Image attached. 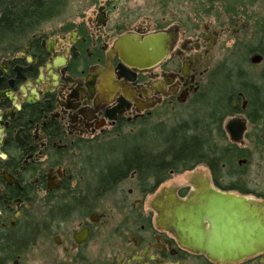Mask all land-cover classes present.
<instances>
[{
	"label": "flooded vegetation",
	"instance_id": "obj_1",
	"mask_svg": "<svg viewBox=\"0 0 264 264\" xmlns=\"http://www.w3.org/2000/svg\"><path fill=\"white\" fill-rule=\"evenodd\" d=\"M41 3L39 21V1L0 0V21L26 13L0 22V264H264V0ZM158 34L156 65L117 50ZM207 117L208 165L131 164ZM220 196L261 239L237 261L177 234L183 209Z\"/></svg>",
	"mask_w": 264,
	"mask_h": 264
},
{
	"label": "water",
	"instance_id": "obj_2",
	"mask_svg": "<svg viewBox=\"0 0 264 264\" xmlns=\"http://www.w3.org/2000/svg\"><path fill=\"white\" fill-rule=\"evenodd\" d=\"M163 42L159 34L126 35L119 40L117 50L129 64L148 67L158 64L166 55L167 47ZM228 129L234 141L240 140V124L230 123ZM220 199L212 201L204 197L197 207L183 209L176 217L177 234L190 250L212 260L237 261L255 252L261 239L257 236L256 223H252V227L245 226L240 211L231 207L235 202L229 196H220Z\"/></svg>",
	"mask_w": 264,
	"mask_h": 264
},
{
	"label": "trees",
	"instance_id": "obj_3",
	"mask_svg": "<svg viewBox=\"0 0 264 264\" xmlns=\"http://www.w3.org/2000/svg\"><path fill=\"white\" fill-rule=\"evenodd\" d=\"M39 1V12L38 16L41 18L43 15H47V12L41 11L43 0ZM12 14V15H11ZM10 15H4L2 22L10 21V25L14 24V22H19L25 20L26 13L23 11H17L11 13ZM51 14V13H49ZM24 18V19H23ZM32 17L31 20H33ZM11 28V27H10ZM208 117L203 121H199L198 123H194L192 127H184L182 137H177L179 133L173 131L168 137L163 136V149L160 150L164 153L159 155H153L149 158H146L143 154L136 155L131 160V164L138 167L149 166L152 170L153 175L157 174L158 170L165 169L166 172L173 166H177V164L182 166V170H190L198 165H208L210 162V152H209V139H208ZM168 133V132H167ZM164 132V134H167ZM170 133V132H169Z\"/></svg>",
	"mask_w": 264,
	"mask_h": 264
},
{
	"label": "rangeland",
	"instance_id": "obj_4",
	"mask_svg": "<svg viewBox=\"0 0 264 264\" xmlns=\"http://www.w3.org/2000/svg\"><path fill=\"white\" fill-rule=\"evenodd\" d=\"M38 20H39V21H42V20H44V17H41V18H39ZM221 81L224 82L223 78L221 79ZM190 113H191V110H187V111H185L184 114L182 115V119H183L184 121H188V122H190V121H193L194 119H197V118H200V117H201V113H200L199 116H198V114L196 115V114H194V113H191V114H190ZM190 116H191V117H190ZM174 125H175V124H174L173 122L168 123L167 126H164L165 131H167V132L172 131L171 129H172V127H174ZM159 142H161V141L158 140L157 143H159ZM157 143H155L154 140L152 141V145H156ZM202 168H203V166H200V169H202ZM206 174H207V171H206V170H201V175L206 176ZM175 180H178V181H185L186 178H185L184 176H180V177H176Z\"/></svg>",
	"mask_w": 264,
	"mask_h": 264
}]
</instances>
